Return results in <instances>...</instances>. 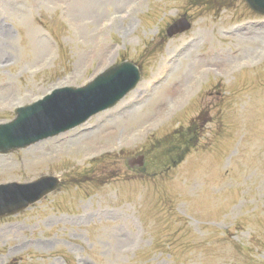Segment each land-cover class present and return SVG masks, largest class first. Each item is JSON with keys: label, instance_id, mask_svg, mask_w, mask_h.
<instances>
[{"label": "rangeland", "instance_id": "rangeland-1", "mask_svg": "<svg viewBox=\"0 0 264 264\" xmlns=\"http://www.w3.org/2000/svg\"><path fill=\"white\" fill-rule=\"evenodd\" d=\"M75 1L0 0V121L121 58L138 66L141 80L112 111L0 156V181L50 173L63 184L0 219V264H264V59L252 57L264 35L250 36L243 50L238 30L229 34L253 14L242 0H97L77 14ZM182 13L191 29L167 38L165 26ZM207 47L210 62L196 53ZM177 58L189 75L171 74ZM209 64L213 74L202 71ZM189 124L201 129L196 146L162 169L157 140H173ZM108 151L116 153L89 166L86 159ZM141 154L149 173L127 166Z\"/></svg>", "mask_w": 264, "mask_h": 264}, {"label": "bare ground", "instance_id": "bare-ground-1", "mask_svg": "<svg viewBox=\"0 0 264 264\" xmlns=\"http://www.w3.org/2000/svg\"><path fill=\"white\" fill-rule=\"evenodd\" d=\"M93 1V2H92ZM96 0H76L74 3H72V11L73 13L77 14L78 12L82 13L84 11H86V8H90L92 4H95ZM186 63L183 62H179L177 69L179 70H183L186 69L185 72V76H187L188 74V69H189V63H187V65H185ZM181 72V71H180ZM161 96L165 95L167 93V88L163 89V92H161ZM160 94V93H159Z\"/></svg>", "mask_w": 264, "mask_h": 264}, {"label": "water", "instance_id": "water-1", "mask_svg": "<svg viewBox=\"0 0 264 264\" xmlns=\"http://www.w3.org/2000/svg\"><path fill=\"white\" fill-rule=\"evenodd\" d=\"M21 207H23V205L21 203H19L18 206L15 207V209H17V208L19 209Z\"/></svg>", "mask_w": 264, "mask_h": 264}]
</instances>
